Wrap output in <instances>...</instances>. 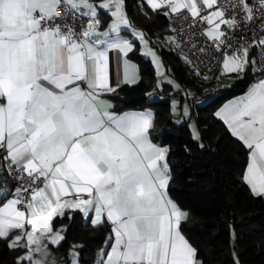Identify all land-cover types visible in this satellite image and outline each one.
<instances>
[{
  "label": "snow or ice",
  "instance_id": "1",
  "mask_svg": "<svg viewBox=\"0 0 264 264\" xmlns=\"http://www.w3.org/2000/svg\"><path fill=\"white\" fill-rule=\"evenodd\" d=\"M145 5L211 26L205 35L221 53L222 76L252 71L255 82L215 115L246 148L242 180L264 198V61L231 42L240 32L237 39L264 48V38L245 39L248 30L236 27L235 11L242 8L246 22L259 21L256 31H264V0L255 7L252 0H142L139 6ZM102 10L111 16L106 28ZM126 29L148 45L146 33L132 28L126 0H0V174L5 183L11 177V188L0 190V239L20 253L16 264H60L50 246L62 245L67 228L55 229L53 221L69 210L81 213L85 226H111L95 264H204L183 233L191 212L169 195L171 149L153 141V112H118L106 98L138 82ZM144 54L163 75L156 53ZM182 115L190 116L186 105ZM193 131L199 139L195 125ZM77 248L83 245L70 248L65 264H79Z\"/></svg>",
  "mask_w": 264,
  "mask_h": 264
},
{
  "label": "trees",
  "instance_id": "2",
  "mask_svg": "<svg viewBox=\"0 0 264 264\" xmlns=\"http://www.w3.org/2000/svg\"><path fill=\"white\" fill-rule=\"evenodd\" d=\"M141 3L142 0H126L132 27L144 31L151 46H160L162 61L182 90L191 88L199 98L213 94L205 103L198 101L190 106L200 138L194 139L187 123H178L171 113V100L179 96L182 101L187 94L165 85L155 88V70L151 60L139 54L136 39L132 40L134 48L129 58L137 64L138 82L123 84L107 97L118 112L142 108L153 111V141L171 149L169 164L173 179L169 195L191 212L189 221L183 224V233L199 250L198 258L204 264H234L235 254L240 264H264V198L254 196L242 180L247 164L246 148L215 115L224 102L248 89L254 75L249 70L230 86L213 87L215 80L197 75L176 47L168 50L161 46L160 39L171 33L170 16L156 13L147 5L142 9ZM106 19L103 15L102 24ZM154 94L159 98H152ZM68 216L73 218L69 220ZM63 224L67 228L66 240L56 248L66 255L70 243L76 241L83 245L78 248L79 264H95L110 225L92 227L88 222L85 226L78 211L67 212L64 218L53 221L54 228ZM7 244V240L0 239V264H16L20 253L9 249Z\"/></svg>",
  "mask_w": 264,
  "mask_h": 264
},
{
  "label": "built area",
  "instance_id": "3",
  "mask_svg": "<svg viewBox=\"0 0 264 264\" xmlns=\"http://www.w3.org/2000/svg\"><path fill=\"white\" fill-rule=\"evenodd\" d=\"M253 6L255 7V0H252ZM210 10L204 9V12L207 13ZM235 11L239 13L237 16V24L236 27L247 28V33L245 34V39L247 41H258L261 38H264V31H256V23L249 24L244 19V12L242 8H236ZM183 14V10H182ZM100 19V18H99ZM86 22V18L85 21ZM102 22V20H101ZM191 25V27H190ZM171 29V37L174 46L179 50V52L183 55L186 61L194 68L195 73H199L197 75H201L203 77H209L210 79L219 80L226 79V76H222L220 74L222 56L220 51L216 48L215 43L208 39L205 35V28L208 26L206 22L201 20L200 22H196L189 18L187 21H183L180 18L175 16H170ZM241 35L240 32H237L232 39L233 45H240L243 48H250L254 58L258 61H264V48H261L259 45L252 48L250 43L242 42L237 37ZM203 49V51H201ZM187 98L190 106L196 105L199 101V95L192 91L187 94ZM8 183H6L8 189L11 188V177H8Z\"/></svg>",
  "mask_w": 264,
  "mask_h": 264
},
{
  "label": "rangeland",
  "instance_id": "4",
  "mask_svg": "<svg viewBox=\"0 0 264 264\" xmlns=\"http://www.w3.org/2000/svg\"><path fill=\"white\" fill-rule=\"evenodd\" d=\"M211 26L208 25V27H206L205 29V33L206 31L210 28ZM138 31H141L140 29H136ZM134 39L138 40L139 42V47H138V52L141 56L143 57H146V58H149L151 60V64L153 65V68L155 70V88H160L162 86H169L172 91H178V90H182V87L181 85L179 84V82L171 75L170 73V70L166 69L163 61H162V58H161V53L158 51V48H160V46L158 48L154 47V46H151L149 43L148 45H144L142 41H140L138 38H135L133 37ZM160 44L161 46L167 48L168 50H173L175 48L173 42H172V37H171V34H164L163 38L160 39ZM148 48H151L153 52L156 53V57L158 58L160 64L163 65V75H158L157 74V65L153 63V57L150 56V55H145L144 53L147 51ZM243 76V73H239V74H235L233 77H242ZM168 78V79H171L174 81L175 84H179L180 87L179 89H176L174 87V85L172 84H168L165 81V79ZM157 81H161V84L160 86H157ZM219 85H222V83H220L219 81H216V86H219ZM215 86V87H216ZM193 90L191 88H187L185 90H182V94L183 95H186V94H189L191 93ZM153 97L152 98H159V95L158 94H154L152 95ZM213 96L212 93H207V94H204L202 97H200L199 99V103L200 104H203L205 103L206 101H208L211 97ZM173 101L176 102V105H175V109L173 110ZM185 105L188 107L189 109V112H190V104H189V101H188V98L187 96H185V98L180 101L179 99V96L175 99H172L171 100V113H172V116L176 119V121L178 123H184L186 122L188 127L190 128L191 130V133L194 137L195 133L193 131V125H195V129L198 130V127H197V124H196V120L194 119L193 116H190L189 117H184L182 115L183 113V109L185 107ZM199 132V130H198ZM199 137H200V132H199Z\"/></svg>",
  "mask_w": 264,
  "mask_h": 264
},
{
  "label": "crops",
  "instance_id": "5",
  "mask_svg": "<svg viewBox=\"0 0 264 264\" xmlns=\"http://www.w3.org/2000/svg\"><path fill=\"white\" fill-rule=\"evenodd\" d=\"M90 2L95 3V4H99V3H102L103 0H90ZM103 15H104V16H107L106 22L103 23L104 28H106L107 25H108V23L111 22V16H110V13L107 12V10H102V11H100L99 18H100L101 20L103 19ZM207 27H208V26H207ZM132 28H133V27H132ZM205 29H206V28H205ZM101 30H103V29H101ZM122 35H125V36H126L127 38H129L130 40H134V38L131 36V29H126V30L122 31ZM110 56L112 57V59H113L114 62H117V61H119V59H120V54L117 53V52H112V53H110ZM250 56L254 58V55H253L251 49H250ZM128 59L130 60L131 63L135 64L136 67H137V64H136L133 60H131V59L129 58V56H128ZM137 69H138V67H137ZM235 74H236V73L231 74V75H229V76H226V79H224V80L215 79V84L213 85V87L216 86V81H219L220 83H222V85H219V86H216V87H220V86H230V84H232L237 78H242V77H243V76H242V77H233ZM243 75H244V73H243ZM256 75H261V73H257ZM138 79H139V71H138ZM254 82H255V81H254ZM254 82H253V83H254ZM122 85H123V84H122ZM245 92H246V91H245ZM245 92H243V93H241V94H239V95H237V96H235V97H233V98L227 100L226 102H224L219 108L216 109L215 113L218 112V111L220 110V108L223 107L224 104H226V103H228L229 101H231V100H233V99H235V98H237V97L243 95ZM106 98H107L108 100H110L109 97H106ZM110 101H111V100H110ZM111 103H112V101H111ZM144 110H150L151 112H153L150 108H142V109H127V110H124V111H144ZM121 112H123V111H121ZM224 124H225V123H224ZM226 127H227V126H226ZM228 130H229V129H228ZM229 131H230V130H229ZM230 133H231V132H230ZM155 143H156V142H155ZM246 165H247V164H246ZM245 170H246V167H245ZM245 170H244V172H245ZM243 174H244V173H243ZM246 185H247V184H246ZM247 186H248V185H247ZM248 188H249V190H250V187H249V186H248ZM0 190H5V191L9 190L8 187H7V185H6V183H5V175H4V174H0ZM250 191H251V190H250ZM8 198H12V197L9 196ZM68 212H72V211L69 210ZM89 222H90V221H89ZM65 225H66V224H63V225H61V226H59V227H57V228H55V229L65 228ZM110 227H111V226H110ZM18 234H19V231H18V230H13L12 233H11L12 236H15V235H18ZM61 234H64V233L62 232ZM73 245H79V243L76 242V241H72V242L70 243V246H69V249H68L66 255H64V254H63L58 248H56V246H54V245L50 246V250H51L52 255L60 260V264H65V261H67V260L70 259V257H69L68 254H69V250H70V248H71ZM109 250H110V249H109ZM75 251L78 252V248L75 249ZM78 259H79V257H78ZM96 259H97V255H96Z\"/></svg>",
  "mask_w": 264,
  "mask_h": 264
}]
</instances>
